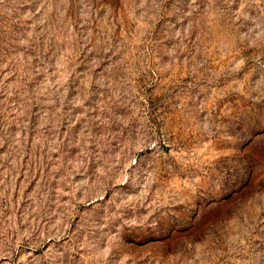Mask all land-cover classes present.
Segmentation results:
<instances>
[{"label":"rangeland","instance_id":"1","mask_svg":"<svg viewBox=\"0 0 264 264\" xmlns=\"http://www.w3.org/2000/svg\"><path fill=\"white\" fill-rule=\"evenodd\" d=\"M0 264H264V0H0Z\"/></svg>","mask_w":264,"mask_h":264}]
</instances>
